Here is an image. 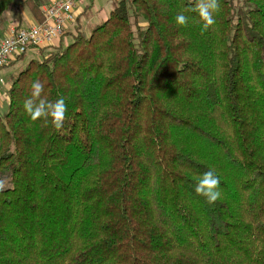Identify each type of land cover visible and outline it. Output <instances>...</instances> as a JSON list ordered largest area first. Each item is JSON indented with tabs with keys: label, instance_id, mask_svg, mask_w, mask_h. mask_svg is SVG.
Returning <instances> with one entry per match:
<instances>
[{
	"label": "trees",
	"instance_id": "1",
	"mask_svg": "<svg viewBox=\"0 0 264 264\" xmlns=\"http://www.w3.org/2000/svg\"><path fill=\"white\" fill-rule=\"evenodd\" d=\"M48 1L0 0V37ZM96 2L0 110V264H264V0H220L205 32L195 0H114L87 33ZM36 80L59 129L23 110Z\"/></svg>",
	"mask_w": 264,
	"mask_h": 264
},
{
	"label": "built area",
	"instance_id": "2",
	"mask_svg": "<svg viewBox=\"0 0 264 264\" xmlns=\"http://www.w3.org/2000/svg\"><path fill=\"white\" fill-rule=\"evenodd\" d=\"M79 0H54L42 7L43 21L12 28L0 39V91L6 86L3 70L13 59L54 43L73 27L80 15Z\"/></svg>",
	"mask_w": 264,
	"mask_h": 264
},
{
	"label": "clouds",
	"instance_id": "3",
	"mask_svg": "<svg viewBox=\"0 0 264 264\" xmlns=\"http://www.w3.org/2000/svg\"><path fill=\"white\" fill-rule=\"evenodd\" d=\"M190 11L198 14L202 23V32L207 31L215 23V14L220 10V0H195V6ZM177 25L187 26L188 17L183 13L175 17ZM44 92V84L39 81H33L31 84V92L28 98L23 101V110L31 118L36 121L41 118L51 120L52 125L59 129L63 126L67 105L63 97L52 101H47L42 97ZM7 187V180L0 179V191ZM194 191L198 196L205 198L209 204L215 203L221 198L220 179L215 171L210 169L203 173L195 184Z\"/></svg>",
	"mask_w": 264,
	"mask_h": 264
},
{
	"label": "rangeland",
	"instance_id": "4",
	"mask_svg": "<svg viewBox=\"0 0 264 264\" xmlns=\"http://www.w3.org/2000/svg\"><path fill=\"white\" fill-rule=\"evenodd\" d=\"M52 1H54V0H49L47 4H49ZM112 1H114V0H97V2L95 4V16H94V18L89 23H85L83 26L85 32L89 33L92 28H94L95 26L100 25V24H102L108 20L109 15H110V11H111ZM84 2L85 3L82 4L83 10L85 9L86 5L89 3V0H84ZM31 17L32 16L30 15V12L27 9H25V7L21 8V12L18 15L8 13L7 17H6L8 21H7L6 26L3 28V31H4L3 36L0 38L6 37L8 32H10L9 29L11 30L12 28L20 29V28L29 27L28 26V21H29L28 19H30ZM17 22H19V23H17ZM11 26H17V27H11ZM74 26L71 27V29L67 32V34L74 31ZM66 37L63 38V40H62L63 46H64V44L65 45L70 44L72 42V39H73V37L70 36L69 34L66 35ZM59 44H60L59 40L54 43L55 46H58ZM38 51H40V49L39 50H32V51L28 52L25 59L22 62L16 64V66L10 67L5 72L4 77L6 79L5 83L7 86H11L13 79L20 73V71L26 66V64L29 61H31L33 59H42V56L40 55V53ZM2 91H3V89L0 91V95H1ZM5 93H6V100H3L0 102V110H4L6 108V106L8 105V91Z\"/></svg>",
	"mask_w": 264,
	"mask_h": 264
},
{
	"label": "crops",
	"instance_id": "5",
	"mask_svg": "<svg viewBox=\"0 0 264 264\" xmlns=\"http://www.w3.org/2000/svg\"><path fill=\"white\" fill-rule=\"evenodd\" d=\"M79 6H80V12H82L83 9H82L81 0H79ZM28 20H29V21H28V26H29V27H30L31 25H33V24L36 23V20H35L33 17H31V18L28 19ZM17 23H19V22H17ZM11 27H17V26H11ZM9 31H10V29H9ZM8 34H9V32H8ZM8 69H9V68L4 69L3 72H2V76H3V78H4L5 81H6V79H5L4 76H5V72H6ZM9 89H10V86H7V85L3 88V91L1 92V95H0V102L3 101V100H6V93H5V92H7Z\"/></svg>",
	"mask_w": 264,
	"mask_h": 264
}]
</instances>
